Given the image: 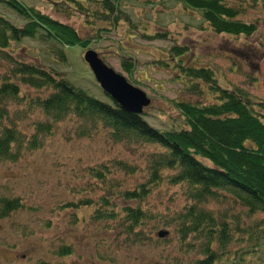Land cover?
Wrapping results in <instances>:
<instances>
[{"label":"rangeland","instance_id":"374dc122","mask_svg":"<svg viewBox=\"0 0 264 264\" xmlns=\"http://www.w3.org/2000/svg\"><path fill=\"white\" fill-rule=\"evenodd\" d=\"M18 1L70 25L89 42L86 46L62 47L52 40L27 39L13 45L18 58L50 66L85 87L91 95L108 101L85 60L88 50L98 52L109 66L147 93L151 98V104L144 109L147 119L161 130L184 127L176 101L204 100L196 91H189L178 62L186 67L211 69L224 88H241L253 101L264 102V0H243L245 10L239 18L258 27V32L249 38L216 33L200 12L178 0H110L115 9L108 11V19L104 15V0ZM55 2L62 4L58 11ZM0 13L19 26L25 25V20L8 6L0 4ZM174 47L187 51L175 57ZM124 58L134 64L130 75L122 65ZM261 115L264 119L263 110ZM48 120L39 109L27 110L25 105H15L10 119L4 123L16 121L20 130L30 137L39 122ZM162 151L154 144L115 142L107 129L95 128L83 133L74 116L55 123L43 147L25 150L17 162H0V196L20 197L26 205V209L0 220V264H56L61 260L67 264H101L103 255H112L119 264L194 261L198 252L185 251L176 234L170 233L166 241L157 243L158 232L164 228L172 231L171 226L149 223L147 230H152L155 244L130 248L124 245L122 236L117 240L116 233L107 231L104 225H94L91 221L73 225L70 218L74 212L63 209L68 202L88 197L97 200L109 190L115 193L118 184L133 188L145 181L152 159ZM120 161L133 171L119 166ZM104 165L110 170L106 182L93 174V169ZM164 172L160 187L148 197L145 208L167 214L169 205L172 209L183 208L185 202L180 186L167 180L173 171ZM207 208L230 217L241 216L248 225L264 221V214L250 218L244 208L229 200H211ZM92 210L78 211L79 220L88 218ZM63 242L72 245L74 252L61 258L56 252ZM244 246L242 241L239 248ZM237 247L235 241L231 250ZM249 264L260 262L251 259Z\"/></svg>","mask_w":264,"mask_h":264},{"label":"trees","instance_id":"16d2710c","mask_svg":"<svg viewBox=\"0 0 264 264\" xmlns=\"http://www.w3.org/2000/svg\"><path fill=\"white\" fill-rule=\"evenodd\" d=\"M178 1L200 12L202 19L218 34L249 38L258 32L256 23L248 24L239 18L245 10L243 0ZM0 4L25 20V25L19 26L0 13L3 68L0 73V162H17L25 150L43 147L54 124L69 116L78 119L83 133L95 128L107 129L112 140L118 143L158 145L163 151L152 159L145 181L133 188L118 184L115 193L106 191L97 200L88 197L68 202L63 209L74 212L70 222L78 225L91 221L94 225H104L107 231L116 233L117 240L122 236L124 245L130 248L155 244L152 230H147L149 223L171 226L172 231L163 229L169 232L164 237L158 232L157 243L166 241L173 233L185 251L194 250L199 254L192 262L178 261V264H249L251 259L264 264V221L248 225L241 216L230 217L207 208L211 200L224 199L244 208L250 218L264 214L263 101H253L241 88H224L211 69L186 67L178 62L189 91H196L204 100L176 101L184 127L161 130L148 121L145 110L141 114L127 111L103 89L108 101L91 95L85 87L50 66L18 58L13 45L27 39L52 40L62 47L86 46L89 42L70 25L18 0H0ZM61 5L55 2L54 7L58 11ZM104 6L108 19V11L113 12L115 7L110 0H104ZM186 51L174 47L172 53L180 57ZM61 56L64 61L62 51ZM122 65L127 74L134 72L130 59H122ZM15 105H25L27 110L39 109L50 120L39 122L36 132L28 137L16 121L4 123L10 119ZM118 165L133 171L124 162ZM164 171H173L167 180L180 186L185 202L183 208L172 209L169 205L167 214L145 208L148 197L160 187ZM109 173L106 165L93 169V174L103 182L108 180ZM90 208L93 209L90 216L79 220L77 212ZM23 209L26 205L22 198L0 196V220ZM235 241L238 247L232 251ZM242 241L243 249L239 248ZM73 252V246L63 242L56 253L64 258ZM100 260L101 264H119L112 255H103ZM56 264L67 262L61 260Z\"/></svg>","mask_w":264,"mask_h":264},{"label":"water","instance_id":"95a60500","mask_svg":"<svg viewBox=\"0 0 264 264\" xmlns=\"http://www.w3.org/2000/svg\"><path fill=\"white\" fill-rule=\"evenodd\" d=\"M85 60L102 89L122 108L141 114L151 104V99L144 90L133 85L126 76L109 66L98 52L88 50ZM168 233V231H160L159 235L164 237Z\"/></svg>","mask_w":264,"mask_h":264}]
</instances>
